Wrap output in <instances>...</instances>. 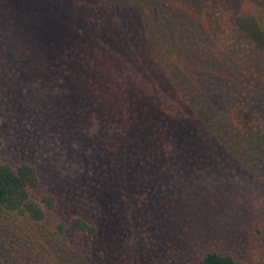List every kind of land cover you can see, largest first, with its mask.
Returning a JSON list of instances; mask_svg holds the SVG:
<instances>
[{
    "label": "rangeland",
    "instance_id": "1",
    "mask_svg": "<svg viewBox=\"0 0 264 264\" xmlns=\"http://www.w3.org/2000/svg\"><path fill=\"white\" fill-rule=\"evenodd\" d=\"M208 1L0 0V163L34 167L51 223L96 226L54 242L72 264H264V166L226 158L229 107L251 98L217 68L246 45ZM223 3L264 39V0ZM39 228L0 216V264H57Z\"/></svg>",
    "mask_w": 264,
    "mask_h": 264
},
{
    "label": "trees",
    "instance_id": "2",
    "mask_svg": "<svg viewBox=\"0 0 264 264\" xmlns=\"http://www.w3.org/2000/svg\"><path fill=\"white\" fill-rule=\"evenodd\" d=\"M208 7L214 8L213 12H223L228 20L227 22H229V24L226 22L227 27L229 29L235 28V30L238 31V34H242L246 45L245 48H234L228 53V57H233L236 61V66L233 70H230L229 67H217L221 70V75L227 78L228 85H238L242 90H247L250 95L249 98H251L235 102V99L233 98L230 102L231 104L234 103L229 107L227 126L232 133L236 135L235 139H238V142L234 145L231 154L229 156L228 154L226 155V158H234L235 161L232 162L233 164L240 163L243 165L245 163L243 159H246V161H251L248 162V164L253 168H257L259 165L264 166L262 164L264 163V152L261 150V144H259L264 143V140L261 138L264 137V99L263 94L261 93L264 86H261L259 83L253 84V82H251L254 73L264 70V57L261 58V61H258V59L255 58L262 55V51H264V39L254 31L251 34H248V31H245V28L242 30L240 26H237L238 24L233 22L236 17L233 14L234 12L225 8L223 0H209ZM113 8L118 9L117 7ZM230 23H232L233 27ZM63 24L67 27L69 25V23ZM235 36L236 34L231 35L230 40L235 39ZM15 66L18 68L21 67V64L15 63ZM21 73L23 78L26 79L28 75L24 72ZM16 76L18 77L17 74ZM33 88H35V86L32 87V91ZM221 91L225 97V90L222 89ZM230 93L231 90L229 91V94ZM242 110L248 114H253L254 116L261 115V118L252 119L251 117L248 120H245V118L243 119L241 116ZM74 113L76 114L77 110H75ZM99 131H101V129L99 125H97V129L91 132V136H96L97 134L99 136V134H101ZM258 133L260 135H258ZM257 143L259 144L258 147L256 145ZM257 158H261L263 160L261 161L262 163H258L256 160ZM37 186L38 178L34 167L26 163H18L14 165L0 163V216H19L26 220L27 224L40 227L41 229L39 228L37 231L40 230L39 232L44 237L42 241H44L43 247L46 252L53 254L51 259L57 264H60L63 261L66 264H72V261L67 257L70 254L57 250L54 242L63 236L65 232L82 235H96V226L94 224H89L78 217L71 218L66 222L51 223L49 213L53 211L55 198L51 195L35 198L32 193ZM210 191L212 190L210 189ZM219 197L220 195L218 193L210 195V199L213 200H217ZM250 198L251 197H249L248 200ZM213 200L209 202L211 206H215ZM240 201L242 203L245 202L243 199H240ZM7 236L11 237V239H16L19 238V233L14 236L8 233ZM24 242L25 240L23 243ZM195 264L249 263L235 259L229 254L207 252Z\"/></svg>",
    "mask_w": 264,
    "mask_h": 264
}]
</instances>
